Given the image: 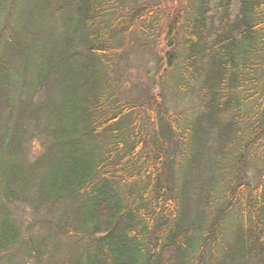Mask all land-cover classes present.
<instances>
[{"label":"trees","instance_id":"16d2710c","mask_svg":"<svg viewBox=\"0 0 264 264\" xmlns=\"http://www.w3.org/2000/svg\"><path fill=\"white\" fill-rule=\"evenodd\" d=\"M74 1L62 20L70 31L47 36L37 54L36 34L5 53L24 64L15 107L0 57V157L18 159L0 161V249L24 235L6 201L45 216L62 202L50 234L69 241L66 264H247L256 250L264 264V185L246 182L249 166L264 165V0H185L168 21L166 44L179 55L160 65L161 79L172 75L180 91L197 85L204 108L183 128L162 122L159 95L136 101L118 83L130 42L145 47L156 16L145 18L136 0ZM44 2L72 8L69 0ZM29 122L44 149L27 162ZM176 155L193 167L226 157L228 181L217 180L223 196L209 195L203 223L181 210ZM229 217L248 225L247 236L236 229L233 245L222 234Z\"/></svg>","mask_w":264,"mask_h":264},{"label":"rangeland","instance_id":"374dc122","mask_svg":"<svg viewBox=\"0 0 264 264\" xmlns=\"http://www.w3.org/2000/svg\"><path fill=\"white\" fill-rule=\"evenodd\" d=\"M69 1L72 3V8L70 6L65 7L64 12L58 9L59 5L53 6L51 4L49 6L44 0H4L0 4V57L3 56L8 70L10 106L15 107L19 98H22L20 86L23 79L24 64L22 61H11L5 53L18 45L16 41L20 43L29 42L32 34H36L39 36V40L35 42L37 45L33 52L37 54V49H40L46 43L47 36H53L63 29L69 30L71 26L65 25L64 27L62 23L63 19L66 21L70 16L69 13L72 14L76 5V1ZM136 1H138L139 6L143 7L142 13L145 18L151 12L153 16H156L154 18L157 24L145 47L133 43L134 41L130 42L129 46L133 48L125 53V58L121 62V68L117 75L119 78L118 83L136 101L142 102L149 96L159 95L161 100L158 103L162 105L164 111L162 122H167L168 127H171L173 122L176 123L175 126L178 128L186 127L191 120L204 113L197 85L188 86L186 90L180 91L172 75L168 74L167 77L161 79L162 75L160 73L161 64H163L164 69L169 62L172 65L177 63L176 59L179 54L174 48L167 47L165 38L168 21L180 12L185 0ZM125 7L127 11L130 8V6ZM7 19H9L8 24H6ZM32 70L33 68L30 67L29 77L33 75ZM259 98H262V94L259 95ZM255 102L253 100L248 103V106H252V103L254 105ZM6 114L5 109L0 112L1 131H3L2 126ZM144 114L142 116L143 123L147 122L144 119L149 115V112L146 111ZM154 126L155 124L148 122L146 127L148 134L151 133ZM34 129L31 122L26 123L27 162L34 161L44 149V138L37 134V136L34 135ZM211 154L214 155V153ZM175 159L173 172L176 186L179 191L184 189L186 193L183 196L184 198L182 197L183 208L181 210H184L186 216L195 220L196 223H203L207 219L206 211L209 195L217 196L218 194V196H223L221 192L223 185L218 181L222 177L228 181L229 177L225 175L226 157L220 156L215 160L213 156L206 157L198 167H193L192 163L181 165L177 155ZM9 160L7 156L0 157V161L4 165L5 162L9 163ZM16 160L18 159H11L10 161L15 162ZM246 174V182L249 186L264 185V165L261 167L258 165V168L249 166L246 169ZM5 177L6 175H0L2 183H4ZM10 186L13 187L14 185ZM65 206L61 202L50 215L45 216L44 213L35 214V209L27 202L6 201L4 203L5 211L16 224L21 226L24 235L20 236V240L18 239V243L12 248L0 249V264H66L63 260L67 257L70 248L69 241L58 232H53V235L50 234L52 232L50 226H56L63 219ZM241 219L243 220V218ZM247 226L238 219L234 224L232 217H229L222 229L224 239L227 243L233 245L236 238V229L244 237L248 235ZM29 244L35 250L34 252L30 251ZM41 244H43L45 253L41 249ZM257 261L258 251L256 250L254 254L250 255L247 264H256Z\"/></svg>","mask_w":264,"mask_h":264}]
</instances>
